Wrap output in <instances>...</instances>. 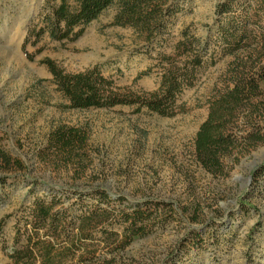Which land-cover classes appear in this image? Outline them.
Returning a JSON list of instances; mask_svg holds the SVG:
<instances>
[{
	"label": "rangeland",
	"instance_id": "rangeland-1",
	"mask_svg": "<svg viewBox=\"0 0 264 264\" xmlns=\"http://www.w3.org/2000/svg\"><path fill=\"white\" fill-rule=\"evenodd\" d=\"M223 1L170 0L177 13L159 42L147 47L130 28L111 25L116 7L77 40L54 42L47 20L60 0H0V150L23 167L0 170V264H14L11 254L34 234V203L52 198L54 212L67 210L75 227L98 206L108 212L107 219L94 216L89 240L75 242L55 264H264V176L251 177L264 164V142L234 151L220 175L205 172L193 155L208 104L232 86L235 62L253 53L264 65V47L257 44L226 54L220 29L228 17L217 14ZM41 29L46 32L38 37ZM184 30L207 45V55L173 118L131 107L68 109L42 64L49 59L68 73L98 67L123 92L150 93L160 82L159 55L170 54ZM26 38L31 58L23 51ZM61 125L88 130L90 160L83 169L57 165L45 153L49 134ZM95 191L106 193L108 204L98 205ZM147 201L168 204L172 220L156 222L125 249L104 236L106 230L120 236V212ZM47 228L39 236L51 242ZM60 240V248L71 247Z\"/></svg>",
	"mask_w": 264,
	"mask_h": 264
},
{
	"label": "trees",
	"instance_id": "trees-1",
	"mask_svg": "<svg viewBox=\"0 0 264 264\" xmlns=\"http://www.w3.org/2000/svg\"><path fill=\"white\" fill-rule=\"evenodd\" d=\"M111 7H116L111 25L130 28L147 47L159 42L170 19L177 13L170 0H75L74 6H70L67 0H60L47 20L49 38L54 42L77 40ZM217 14L228 17L220 29L227 55L249 50L252 44L264 47V0H224L217 6ZM46 31L41 29L36 35L39 37ZM28 40L24 41L23 51L31 58L26 52ZM206 55L207 45L184 30L172 52L159 55L160 82L158 88L150 93L123 92L98 67L68 73L49 59L43 60L42 64L51 74L52 83L67 102L68 109L131 107L136 113L146 111L162 118H173L181 109L177 105L179 97L197 83ZM234 65L232 86L209 102L207 118L194 140L196 163L212 175L224 173L225 159L237 149L254 148L264 142V65L261 60H254L253 53ZM88 141L89 134L85 128L61 125L49 134L45 153L51 154L57 165L83 169L90 160ZM22 168L20 162L0 150V170ZM263 176L264 164L251 173L254 180ZM93 194L99 201L98 205H106L110 201L104 192L95 191ZM56 204L55 198L34 203L32 216L35 224L30 232L34 234L25 247L11 254L14 264H55L59 259L56 256H61L63 251H71L75 242L89 240L94 216L108 218V212L98 206L84 215L75 227V222L68 219L67 210L54 212ZM239 205L249 208L243 200ZM169 207L164 202L139 203L120 212V236L107 230L104 236L116 239L117 244L122 245L121 249H125L133 240L147 236L156 222L164 224L171 221ZM46 227L45 233H49L51 242H45L39 236L40 230ZM33 236L37 237L35 243ZM61 238L66 239L71 247L60 248Z\"/></svg>",
	"mask_w": 264,
	"mask_h": 264
}]
</instances>
